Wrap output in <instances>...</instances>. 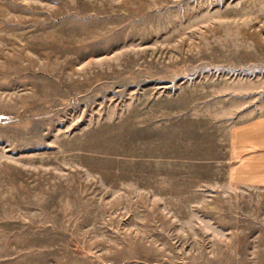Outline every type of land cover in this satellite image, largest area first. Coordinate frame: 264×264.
<instances>
[{
	"label": "rangeland",
	"instance_id": "obj_1",
	"mask_svg": "<svg viewBox=\"0 0 264 264\" xmlns=\"http://www.w3.org/2000/svg\"><path fill=\"white\" fill-rule=\"evenodd\" d=\"M0 264H264V0H0Z\"/></svg>",
	"mask_w": 264,
	"mask_h": 264
}]
</instances>
